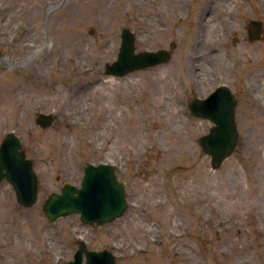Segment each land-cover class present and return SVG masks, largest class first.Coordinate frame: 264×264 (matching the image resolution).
Masks as SVG:
<instances>
[{
  "label": "rangeland",
  "instance_id": "374dc122",
  "mask_svg": "<svg viewBox=\"0 0 264 264\" xmlns=\"http://www.w3.org/2000/svg\"><path fill=\"white\" fill-rule=\"evenodd\" d=\"M252 21L264 25V0H0V144L16 132L40 184L24 208L2 183L0 264H66L81 242L118 264H264V32L250 41ZM123 29L138 52L175 44L171 61L106 75ZM221 85L240 139L213 169L199 145L213 124L189 103ZM99 163L115 166L127 212L49 223L46 198Z\"/></svg>",
  "mask_w": 264,
  "mask_h": 264
},
{
  "label": "water",
  "instance_id": "95a60500",
  "mask_svg": "<svg viewBox=\"0 0 264 264\" xmlns=\"http://www.w3.org/2000/svg\"><path fill=\"white\" fill-rule=\"evenodd\" d=\"M263 21L249 24L250 41L261 40ZM175 44L169 49L138 52L136 37L129 29L121 32V46L117 60L105 65V74L121 78L137 71L147 70L171 61ZM237 100L229 87L219 86L206 98H195L189 104L191 114L209 120L213 126L199 138L202 151L211 156L213 169H219L230 158L239 143L236 124ZM42 129L54 123L53 114L40 113L36 119ZM8 182L14 189L18 204L34 207L39 198L40 184L33 162L27 158L23 143L15 132L6 135L0 145V187ZM129 209L124 183L120 182L111 164H89L84 170L80 187L65 183L60 192L50 194L42 210L49 223L78 214L84 225L101 227L121 218ZM66 264H118L108 251H91L81 242L73 260Z\"/></svg>",
  "mask_w": 264,
  "mask_h": 264
},
{
  "label": "bare ground",
  "instance_id": "6f19581e",
  "mask_svg": "<svg viewBox=\"0 0 264 264\" xmlns=\"http://www.w3.org/2000/svg\"><path fill=\"white\" fill-rule=\"evenodd\" d=\"M72 33H73V34H75V32H74V31H72Z\"/></svg>",
  "mask_w": 264,
  "mask_h": 264
}]
</instances>
